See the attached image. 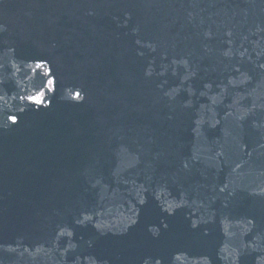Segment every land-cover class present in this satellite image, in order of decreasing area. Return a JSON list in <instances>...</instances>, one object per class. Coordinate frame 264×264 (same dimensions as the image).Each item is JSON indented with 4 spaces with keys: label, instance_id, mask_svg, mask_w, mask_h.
I'll return each instance as SVG.
<instances>
[{
    "label": "water",
    "instance_id": "1",
    "mask_svg": "<svg viewBox=\"0 0 264 264\" xmlns=\"http://www.w3.org/2000/svg\"><path fill=\"white\" fill-rule=\"evenodd\" d=\"M157 262L264 264V0H0V264Z\"/></svg>",
    "mask_w": 264,
    "mask_h": 264
},
{
    "label": "snow or ice",
    "instance_id": "2",
    "mask_svg": "<svg viewBox=\"0 0 264 264\" xmlns=\"http://www.w3.org/2000/svg\"><path fill=\"white\" fill-rule=\"evenodd\" d=\"M40 66H41V65H37V67H40ZM49 83L51 84L52 81H49ZM41 95H43V94H41ZM76 95H77V97L79 96L78 93H77ZM28 99L31 100V101H34V102H36V103H40V102H41L39 97H28ZM9 119H10L13 123H17V122H18V121H17V118L14 117V116L9 117Z\"/></svg>",
    "mask_w": 264,
    "mask_h": 264
},
{
    "label": "clouds",
    "instance_id": "3",
    "mask_svg": "<svg viewBox=\"0 0 264 264\" xmlns=\"http://www.w3.org/2000/svg\"><path fill=\"white\" fill-rule=\"evenodd\" d=\"M88 14H89V15H92L93 13H92V12H89ZM157 264H159V262H157Z\"/></svg>",
    "mask_w": 264,
    "mask_h": 264
}]
</instances>
